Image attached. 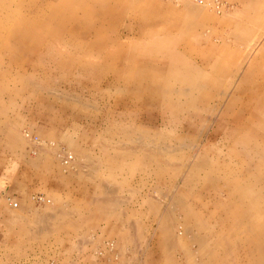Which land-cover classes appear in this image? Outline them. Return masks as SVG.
Returning <instances> with one entry per match:
<instances>
[{"label":"rangeland","instance_id":"1","mask_svg":"<svg viewBox=\"0 0 264 264\" xmlns=\"http://www.w3.org/2000/svg\"><path fill=\"white\" fill-rule=\"evenodd\" d=\"M42 1L0 0V264H264V0H98L74 43Z\"/></svg>","mask_w":264,"mask_h":264},{"label":"bare ground","instance_id":"2","mask_svg":"<svg viewBox=\"0 0 264 264\" xmlns=\"http://www.w3.org/2000/svg\"><path fill=\"white\" fill-rule=\"evenodd\" d=\"M73 1L74 0H61L60 4L64 8H68V7L70 8L71 7V9H73L74 11L75 10H77V11L79 10L81 12L80 16H79V14H77V11H75V13H73V12L69 13V12L65 11V9L61 8L60 6H58L57 4H56V6H57V9H62L63 10V15H62L63 24H65V26H66V30H64V33H67V31H68L70 33L71 41L74 43V35H76V36L79 35L80 38H82V37L90 38L92 36L93 30H95L96 28H94V26H92V24L90 22H87L85 18L87 17V15H96L99 9L97 8V5H96V2H98V0H86V1L85 0H77L74 3H73ZM92 3H95V4L92 5ZM52 5H53V3H52ZM37 6H38V4H37ZM50 6H51V2L49 0H43L40 3L39 7H37V10H39V8L44 9L45 7L50 8ZM100 7L105 8L107 10L108 9L111 10V7H109V4L100 3ZM141 7L142 8L140 9V11H143V13H144L143 14L144 15L143 22H145L147 25L151 24V23H154V22H157L159 20H163L165 18V15H163L161 13V11H160V13H157V11H156V10H158L157 8H155L156 12L153 11V13L151 14L153 16L150 15L149 17H146V15H148L149 12H150L149 11L150 7L145 6V5H142ZM118 8L119 7L114 6L115 10L118 9ZM150 10H153V8L151 7ZM119 11L121 12V9ZM137 12L139 13V11H137ZM68 21H72V22L69 23ZM41 22L43 23V25L45 27L44 30L48 31L49 30V27H48V25H49L48 23L49 22L46 21V19H43ZM41 22H39V23H41ZM19 23H21V22H19ZM81 24H84V26H82ZM17 28L19 30V26ZM80 34H81V36H80ZM94 38H95V42H102L99 31H98V34H96L94 36ZM112 41L114 42L113 45L117 44L121 50L124 49V44L119 39H113ZM41 44H42V42H41ZM75 45L79 46L77 43ZM119 53H121V52H119ZM110 54L111 55H117V51L114 52V53H107V56L110 55ZM262 94H264V92ZM255 97H257V96L255 95ZM252 99H253V97H252ZM262 105L264 107V103H262ZM258 120H259V118H258ZM263 126H264V124H263ZM256 237L259 238V239H261V238L264 239V233H262L260 231L259 233L256 234ZM257 249H258V253L259 254H262V253L264 254V245H261V244L258 243L257 244Z\"/></svg>","mask_w":264,"mask_h":264},{"label":"built area","instance_id":"3","mask_svg":"<svg viewBox=\"0 0 264 264\" xmlns=\"http://www.w3.org/2000/svg\"><path fill=\"white\" fill-rule=\"evenodd\" d=\"M194 1L199 5L210 6L212 8H217L219 10H221L222 8L226 6V4L222 0H194ZM34 139L38 140L37 137H35ZM73 161H74V155L71 152H65L63 154V158H62L63 165H70ZM33 198L40 204L51 203V198L43 194H37ZM9 204L12 207L18 206V203L12 200H10Z\"/></svg>","mask_w":264,"mask_h":264}]
</instances>
